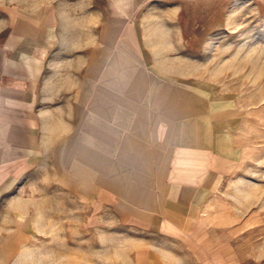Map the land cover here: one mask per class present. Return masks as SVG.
<instances>
[{"label":"rangeland","instance_id":"rangeland-1","mask_svg":"<svg viewBox=\"0 0 264 264\" xmlns=\"http://www.w3.org/2000/svg\"><path fill=\"white\" fill-rule=\"evenodd\" d=\"M20 10L36 19L32 34L11 23ZM18 26L27 44L11 54L23 50L29 74L0 82L1 241L28 229L52 246L61 234L66 259L85 231L95 240L123 226L131 209L101 187V151L104 176L122 183L141 162L132 142L122 161L110 133L173 132L203 139L222 170L198 206L215 227L199 231L194 254L181 246L186 263L264 264V0H0V40ZM117 84L123 107L103 108L116 99L101 86Z\"/></svg>","mask_w":264,"mask_h":264},{"label":"crops","instance_id":"crops-1","mask_svg":"<svg viewBox=\"0 0 264 264\" xmlns=\"http://www.w3.org/2000/svg\"><path fill=\"white\" fill-rule=\"evenodd\" d=\"M20 11V19L12 16L11 23L15 26L25 23L26 32L32 34L38 26L36 19H31L32 24L28 25V21H25L28 16L23 14V10ZM20 27L18 26L16 31L18 35L16 40L11 37L0 40L1 83L12 76L25 77L29 74L28 60L23 56V50H20L21 55L15 59L11 54L16 50V46L22 47L27 44L24 41L26 39L24 31ZM101 88L102 93L110 94L108 96L117 100L100 99L99 102L103 108L113 109L114 106L111 103H116V109L123 107L121 102L126 100L124 95H121L125 92L121 89L122 86L117 84L115 87L101 86ZM24 91L26 90H20V92ZM113 115L116 116L115 113ZM110 134L115 135L120 142L118 150L120 156H124L122 161L126 163L127 151L124 145L128 143L127 148L131 151L130 142H132L135 151L133 154L141 162L138 165L128 163L129 170L120 171L130 173L129 176L124 177L125 183H122L119 182V175L115 178L104 176V173L108 172V165L104 150L101 151L105 161L100 166V172L103 174L101 187L115 186L119 194L122 190L123 204L131 210L126 216L120 213L119 219L123 226H126L125 222L132 224L136 233L132 235L126 233L120 224L115 229L102 228L94 240L92 231H85L84 243L75 250L78 252L72 248L69 250L77 254L62 259L61 234L53 233L54 241L52 246H48L38 234L31 235L28 229H23L15 236L10 232L8 237L4 238L5 240H0V264H190L186 263L187 254L181 255V246L184 245L185 252L194 254L195 247L198 246L196 242L199 231L203 227L209 229L215 227L213 224L204 225L203 221L214 214L204 212L201 208L208 205L210 198L214 196L208 191H213L215 184H219L222 170L219 167L220 162L215 160V156L219 155L215 154L211 148L202 147L206 144L203 139L198 140L196 135L181 138L175 136L173 132L165 133L162 137L157 134L143 133L135 134L140 135L136 138L129 132L120 135ZM101 140L104 142L105 136L101 135ZM135 173L142 176L132 177L131 174ZM104 182L106 185L103 184ZM200 205L201 208L198 209ZM101 215L110 216L105 213ZM38 231L45 232L44 229ZM32 236L37 238L34 244L29 243ZM48 248L51 249L52 256L46 261L45 253Z\"/></svg>","mask_w":264,"mask_h":264}]
</instances>
